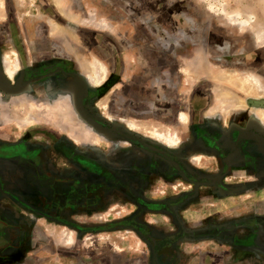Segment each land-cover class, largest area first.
<instances>
[{
  "label": "rangeland",
  "instance_id": "obj_1",
  "mask_svg": "<svg viewBox=\"0 0 264 264\" xmlns=\"http://www.w3.org/2000/svg\"><path fill=\"white\" fill-rule=\"evenodd\" d=\"M2 4L0 81L17 91L13 95L0 91L2 137L53 133L77 142L80 150L91 145L107 152L110 142L101 136L119 138L111 131L115 130L128 141L170 152L146 136L152 131L173 135L180 138V148L173 152L184 170L168 177L152 173L151 189L143 197L156 201L154 206L172 198L186 201L176 208L174 225L168 223L166 211H146L142 223L156 231L150 237L123 225L133 206L120 201L66 223L28 218L26 248L8 257L0 252V264H153L151 240L158 238L159 230L168 236L181 231L171 253L174 264H264L247 260L251 253L239 247L234 252L229 235L220 237L215 228L229 227L234 214L241 224L247 212L264 213V172H233L234 193L216 199L204 194L220 177L216 156L206 152L208 156L195 164L188 160L199 149L195 136L215 129L235 127L239 138L264 148V0H2ZM5 59L18 67L12 81L6 79ZM93 60L106 69L103 82L91 88L84 69ZM42 64L65 67L61 76L70 78L72 87L60 92L48 88L57 76L38 72ZM25 71L36 74L30 83L38 87L18 88ZM180 113L186 116L183 123ZM129 124L135 131L127 129ZM112 145L120 149V156L128 147ZM222 175L229 178L228 173Z\"/></svg>",
  "mask_w": 264,
  "mask_h": 264
},
{
  "label": "flooded vegetation",
  "instance_id": "obj_2",
  "mask_svg": "<svg viewBox=\"0 0 264 264\" xmlns=\"http://www.w3.org/2000/svg\"><path fill=\"white\" fill-rule=\"evenodd\" d=\"M42 65L37 67L38 72H43L42 74L49 72L57 76L56 81L51 80L47 85L48 88L53 87L55 91L60 92L72 87L70 78L64 74V78L61 76L62 70H66L65 67L55 65L51 68L44 67L46 64ZM20 75L18 88L38 87L36 83H30L31 78L36 77L34 72L25 71ZM20 75L17 76L18 80ZM81 102L86 103V99ZM111 131L119 138L101 136L110 142L107 152L95 151L91 145L82 146L80 150L77 142L53 133L25 132L15 139L2 137L0 134L2 254L8 257L26 248L30 223L25 221L28 218L30 220L31 217H37L66 223L80 215L91 216L105 211L115 201L133 206L132 211L124 215L123 225L133 227L147 237L156 232L153 226L142 223L146 211L150 209L166 211L170 218L168 223L174 225L172 222L178 216L176 208L183 205L185 197L181 200L172 198L166 203L162 201L159 203L162 204L160 206H154L153 204H158L156 201H150L143 196L151 189L149 178L155 177L151 176L152 173L163 172L168 177L174 172H183V164L175 159L173 151L163 152L141 144L135 139L128 141L117 131ZM195 137L200 150L216 156V174L220 172L214 188L205 189L206 196L217 199L228 192L232 195L234 193L232 175L235 171L264 172V148L254 141L239 138L235 127L224 131L215 129L213 133L209 131L206 135L202 136L200 133ZM114 143L127 145L126 152L121 150L125 154L120 156L119 149L112 145ZM227 161L228 163L230 161L228 165ZM222 171L228 173V179L222 175ZM263 214L247 212L242 219L245 223L241 224H238V215L234 214L230 217L229 227L219 224V227H215L218 230L216 233L220 237L229 235L234 252H238L239 247L242 251L251 253L247 260L263 262ZM180 232L170 236L168 233L164 235L161 230L155 233L159 240L158 238L153 242L151 240L153 264H174V254L171 253Z\"/></svg>",
  "mask_w": 264,
  "mask_h": 264
},
{
  "label": "bare ground",
  "instance_id": "obj_3",
  "mask_svg": "<svg viewBox=\"0 0 264 264\" xmlns=\"http://www.w3.org/2000/svg\"><path fill=\"white\" fill-rule=\"evenodd\" d=\"M2 11H3V4H2V0H0V16L2 15ZM3 62H4L3 64L5 65L6 79L8 78L10 81H12L13 77H15V74L17 73L18 67L16 65L11 66L10 64H8L7 59L3 60ZM105 69L106 68H104V66L99 61L93 60V63L89 64V66L84 69V71L86 70L85 71L86 75L84 77V80L87 83V85L90 86L91 88L99 86L105 78ZM259 82L255 81L257 87L261 83V82L260 83ZM107 118L110 120V117H107ZM261 118H264V114L261 115ZM178 119L180 122L183 123L186 120V116L183 113H180L178 115ZM127 129L130 131H135V129L132 127L131 124L127 125ZM172 136L173 135H163L160 132L152 131L149 136H146V138H148V140L150 139L155 144H159V145H161V146H163L169 150L174 151V150H177L178 148H180L179 144L181 145V142H180V138H174ZM115 144L117 145L118 143H115ZM185 145H186V143H185ZM123 147H124V145H123ZM126 149H124V150H126ZM205 155L208 156L206 152H203L200 149H198L195 152V154L192 153L188 157V160H190L192 163L195 164L196 162H199V159L204 157Z\"/></svg>",
  "mask_w": 264,
  "mask_h": 264
},
{
  "label": "water",
  "instance_id": "obj_4",
  "mask_svg": "<svg viewBox=\"0 0 264 264\" xmlns=\"http://www.w3.org/2000/svg\"><path fill=\"white\" fill-rule=\"evenodd\" d=\"M81 77H78L77 76V78H76V80H77V82H79V79H80ZM81 81V80H80ZM79 83H77V86L75 85V88L76 89H79ZM80 90V89H79ZM0 91L1 92H4V93H6L7 95H9V94H15V93H17V91H15L13 88H11L9 85H7L6 83H2V81H0ZM89 120V119H88ZM89 121H91V122H93L92 120H89ZM94 123V122H93ZM262 135H263V138H264V131L262 132Z\"/></svg>",
  "mask_w": 264,
  "mask_h": 264
}]
</instances>
